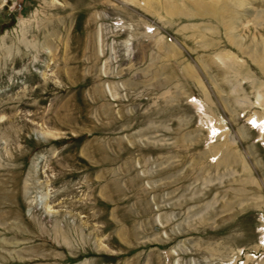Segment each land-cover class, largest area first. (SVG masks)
Segmentation results:
<instances>
[{"label":"rangeland","instance_id":"374dc122","mask_svg":"<svg viewBox=\"0 0 264 264\" xmlns=\"http://www.w3.org/2000/svg\"><path fill=\"white\" fill-rule=\"evenodd\" d=\"M0 264H264V0H0Z\"/></svg>","mask_w":264,"mask_h":264},{"label":"bare ground","instance_id":"6f19581e","mask_svg":"<svg viewBox=\"0 0 264 264\" xmlns=\"http://www.w3.org/2000/svg\"><path fill=\"white\" fill-rule=\"evenodd\" d=\"M231 1H235L237 2L238 5H242V3H244L246 0H231ZM203 2V1H202ZM205 5V4H204ZM196 6V5H195ZM200 6V5H199Z\"/></svg>","mask_w":264,"mask_h":264}]
</instances>
